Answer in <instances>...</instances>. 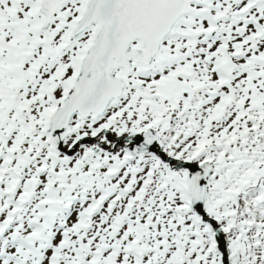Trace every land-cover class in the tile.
I'll use <instances>...</instances> for the list:
<instances>
[{
  "label": "snow or ice",
  "instance_id": "1",
  "mask_svg": "<svg viewBox=\"0 0 264 264\" xmlns=\"http://www.w3.org/2000/svg\"><path fill=\"white\" fill-rule=\"evenodd\" d=\"M0 264H264V0H0Z\"/></svg>",
  "mask_w": 264,
  "mask_h": 264
}]
</instances>
